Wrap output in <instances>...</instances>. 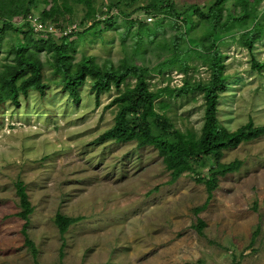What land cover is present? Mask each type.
Returning a JSON list of instances; mask_svg holds the SVG:
<instances>
[{
  "label": "rangeland",
  "instance_id": "rangeland-1",
  "mask_svg": "<svg viewBox=\"0 0 264 264\" xmlns=\"http://www.w3.org/2000/svg\"><path fill=\"white\" fill-rule=\"evenodd\" d=\"M150 1L94 0L98 18L107 16L100 11L111 5L115 24L86 33L82 31L93 19L80 24L85 7L73 4L71 20L83 33L74 35L73 60L91 55L100 64L118 65L127 59L154 68L169 54L166 43L180 28L170 15L140 10ZM172 1L184 12L192 3L205 7L214 0ZM247 8L264 23V0H228L224 18H239ZM190 14L199 21L195 12ZM130 20L134 23L127 32ZM22 21L15 17L16 24ZM176 21L183 26L181 19ZM156 22L161 27L154 40L148 41L143 33L144 42L136 44V34L155 28ZM252 23L250 18L243 27L234 22L229 31L218 34L229 76L218 117L231 130L250 119L264 124V68H252V52L238 41L242 29ZM202 31L197 24L196 35L202 36ZM184 40L192 46L197 42L195 37ZM5 53L0 50V58ZM253 54L264 62V37L254 42ZM41 55L45 60V51ZM190 62L191 81L208 77L200 58L194 56ZM45 73L49 86L44 94L31 90L20 96L19 104H0V264H264V134L224 151L222 160L240 158L243 163L220 176L211 199L197 212L208 196L197 174L185 172L172 180L157 148L140 147L135 140L95 141L114 125L118 107L110 102L115 87L102 92L97 103L88 78L75 101L55 83L59 75L48 64ZM183 78L175 69L149 75L152 88L180 86ZM164 99L169 105L157 109L175 127L200 132L201 92ZM18 179L24 181L33 206L27 234L37 247L36 259L22 231L24 219L17 214ZM57 212L81 217L61 234ZM198 218L203 226L197 225Z\"/></svg>",
  "mask_w": 264,
  "mask_h": 264
},
{
  "label": "trees",
  "instance_id": "trees-1",
  "mask_svg": "<svg viewBox=\"0 0 264 264\" xmlns=\"http://www.w3.org/2000/svg\"><path fill=\"white\" fill-rule=\"evenodd\" d=\"M227 1L214 0L205 7L192 3L184 12H179L172 0H152L141 6L140 10L143 11L170 15L175 26L180 28L169 42H164L169 54L153 68L127 59H123L118 65L109 61L100 64L91 55H83L79 60H73L75 33L82 36L83 33L95 30L97 26L108 27L115 24L114 16L110 13L111 5L100 11L107 13V16L98 18L94 0H72L73 3L71 0H0V50L6 51L0 58V104L8 100L19 104L20 96H28L31 90L44 94L49 86L45 78L46 64L59 75L55 83L67 91L75 101L80 100V87L88 78L91 89L96 94L97 103L102 92L115 87L117 93L110 102L118 107L114 125L100 134L95 141L135 140L140 147L157 148L172 175V180L185 172L197 174L196 180L203 182L208 191L207 201L196 210L199 212L211 199L219 185L220 176L237 171L243 163L240 158L222 160L224 151L264 134V124L257 125L252 119L231 130L223 125L218 117L219 98L226 89L229 78L225 72L226 63L218 43V34L229 31L235 26L234 22L243 27L250 18L252 25L242 29L238 41L252 52V68H264V62L259 61L253 54L254 42L264 37V23L258 19L256 11L250 8L239 18L229 15L224 18L223 11ZM41 4L43 8L39 9L38 5ZM73 4H82L85 7L80 24L93 19L82 34L77 31L66 35L49 33L46 36H35L33 27L26 20L29 14H34V9L39 11L43 21L50 20L58 27H63L75 22L71 20L75 11ZM191 12L198 15V22ZM124 15L128 17L130 14ZM15 17H20L23 21L16 24ZM176 19L182 20V27ZM133 23L134 20H130L126 27L127 32ZM197 24L203 30L202 36L194 32ZM160 27L161 24L156 22L155 28L140 30L141 32L136 34V44L144 42L143 33H146L148 41L152 42L156 29ZM189 37L196 38L195 46L184 42V39ZM43 51L46 54L45 60L41 55ZM194 56L200 58L201 63L206 66L208 77L190 80L188 73L193 68L190 60ZM171 69L184 74L180 86L172 87L167 83L164 86L151 87L149 75L152 72L164 74ZM129 78H133L134 82L131 83ZM123 84L125 86L121 87ZM191 92H201L204 97V121L200 132L175 127L170 117L157 109L169 105V101L164 99L165 96L178 97ZM15 184L21 206L17 214L24 219L22 231L36 259L37 247L27 234V224L33 206L24 181L18 179ZM80 217L57 212L55 223L63 234ZM197 225H204L201 218H198ZM175 264L201 263L186 261Z\"/></svg>",
  "mask_w": 264,
  "mask_h": 264
},
{
  "label": "built area",
  "instance_id": "built-area-1",
  "mask_svg": "<svg viewBox=\"0 0 264 264\" xmlns=\"http://www.w3.org/2000/svg\"><path fill=\"white\" fill-rule=\"evenodd\" d=\"M148 19L151 20L152 17H149ZM26 20L31 24L35 34L38 36H46L49 33L66 35L71 32H77L80 29L78 22H72L63 27H58L53 21H43L38 14H29L26 17Z\"/></svg>",
  "mask_w": 264,
  "mask_h": 264
}]
</instances>
